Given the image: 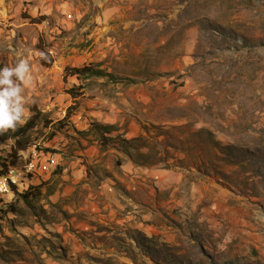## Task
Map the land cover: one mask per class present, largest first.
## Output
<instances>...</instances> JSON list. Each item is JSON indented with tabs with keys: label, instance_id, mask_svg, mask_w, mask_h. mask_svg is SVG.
Listing matches in <instances>:
<instances>
[{
	"label": "rangeland",
	"instance_id": "1",
	"mask_svg": "<svg viewBox=\"0 0 264 264\" xmlns=\"http://www.w3.org/2000/svg\"><path fill=\"white\" fill-rule=\"evenodd\" d=\"M0 131V264H264V0H0Z\"/></svg>",
	"mask_w": 264,
	"mask_h": 264
},
{
	"label": "trees",
	"instance_id": "2",
	"mask_svg": "<svg viewBox=\"0 0 264 264\" xmlns=\"http://www.w3.org/2000/svg\"><path fill=\"white\" fill-rule=\"evenodd\" d=\"M46 57L43 58V64L46 65V66H51L53 64V59L51 56L47 57V61L44 62V59ZM73 74H76L78 76H81V77H91V76H109L110 79L112 78H115L112 74L110 73H107L101 69H96L92 66H84V67H81V68H76L73 70ZM35 124V121L34 119H31L26 125H25V128L26 129H30L34 126ZM11 137L10 133L9 132H1L0 131V142H4L6 140H8L9 138ZM15 146H16V152H17V155H18V158L19 160L21 159L23 161V164L22 166H19L17 165L14 161L10 160H4L3 163H2V166L4 168L5 171H0V175L2 176L6 170L9 168V166H15L16 168H22L25 164V160H23V157L19 155V153L21 151H24L26 149H28L27 145L24 144L22 142V140L20 139H16L15 141ZM17 157V156H16Z\"/></svg>",
	"mask_w": 264,
	"mask_h": 264
},
{
	"label": "built area",
	"instance_id": "3",
	"mask_svg": "<svg viewBox=\"0 0 264 264\" xmlns=\"http://www.w3.org/2000/svg\"><path fill=\"white\" fill-rule=\"evenodd\" d=\"M29 173H31V171ZM15 180H22V176H15L14 173H9V172L6 173L0 185V191H5V195L7 193H11L12 191H7V182H15ZM22 186L25 185H23L22 183ZM18 188L20 187H15V190Z\"/></svg>",
	"mask_w": 264,
	"mask_h": 264
},
{
	"label": "bare ground",
	"instance_id": "4",
	"mask_svg": "<svg viewBox=\"0 0 264 264\" xmlns=\"http://www.w3.org/2000/svg\"><path fill=\"white\" fill-rule=\"evenodd\" d=\"M30 150H31L32 154H33L34 156H36V155L38 154V152H39L38 144L33 145V146L30 148ZM31 166H34V163H31ZM11 173H14L15 176H22V175H23L22 172H17L16 170H12ZM17 181H18V180H15V182H17ZM0 185H1V184H0ZM7 191H10L8 185H7ZM1 193H5V191H0V194H1ZM262 216H263V215H262ZM263 217H264V216H263Z\"/></svg>",
	"mask_w": 264,
	"mask_h": 264
},
{
	"label": "crops",
	"instance_id": "5",
	"mask_svg": "<svg viewBox=\"0 0 264 264\" xmlns=\"http://www.w3.org/2000/svg\"><path fill=\"white\" fill-rule=\"evenodd\" d=\"M59 158V157H58Z\"/></svg>",
	"mask_w": 264,
	"mask_h": 264
}]
</instances>
